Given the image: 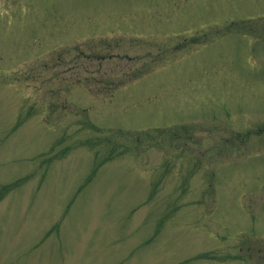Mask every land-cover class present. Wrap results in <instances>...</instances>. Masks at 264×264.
<instances>
[{
    "label": "rangeland",
    "instance_id": "rangeland-1",
    "mask_svg": "<svg viewBox=\"0 0 264 264\" xmlns=\"http://www.w3.org/2000/svg\"><path fill=\"white\" fill-rule=\"evenodd\" d=\"M0 264H264V0H0Z\"/></svg>",
    "mask_w": 264,
    "mask_h": 264
}]
</instances>
